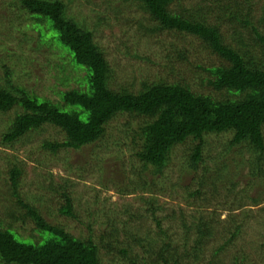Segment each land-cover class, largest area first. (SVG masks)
<instances>
[{
    "label": "trees",
    "instance_id": "1",
    "mask_svg": "<svg viewBox=\"0 0 264 264\" xmlns=\"http://www.w3.org/2000/svg\"><path fill=\"white\" fill-rule=\"evenodd\" d=\"M122 1L136 4L143 11L146 18L143 17L145 24L141 23V27L146 33L176 31L195 36L219 56L223 61L221 65L203 68L210 76L204 82L219 96L213 98L194 93L188 85L178 82L142 81L135 91L126 88L115 90L113 70L94 42L93 33L75 17L67 15L65 3L61 0H18L29 15L52 24L55 37L71 51L82 74V90L60 92L62 107H59L50 100L30 95L19 81L12 79L13 73L9 68L2 65L0 145L14 151L16 145L29 144L45 132V127H50L58 130L64 139L39 138L36 145L39 150H47L55 156L61 150L76 151L100 141L107 124L117 116L138 119L134 127L129 123L125 125L122 133L130 142L132 157L139 162V167L132 172V179L137 183L133 187L120 185V190L124 195L140 190L151 196L143 203L147 208L146 217L154 221L157 231L154 240L147 233L145 239H141L144 241L140 242L138 238L136 242L142 250L147 248L149 259L147 257L139 263L130 260L131 264H155L157 261L161 264H185L188 257H192L196 264L203 261L205 264H221L220 254L242 236L251 216L249 213L229 214L222 225L213 214L207 213L206 206L198 204L212 200L218 187L227 185L231 190L237 184L235 178H238V174L228 173L230 164L205 156L204 137L233 132L229 147L238 148L239 155L242 154L240 148L245 147L250 159V176L264 187V68L247 60V52L242 48L225 44L220 29L209 24L206 17L174 10L177 0ZM233 16L237 19V14ZM103 21L107 22L105 17ZM241 21L254 40L264 43V10L258 18L247 11ZM187 142L193 146L180 167L182 180L189 178V185L186 183L183 187L187 197L184 199L185 207L172 213L176 232L172 230L174 225L164 228V218L157 216L163 210L154 200L157 194L154 182L168 167L175 148ZM121 159L116 158L117 161ZM16 162L11 163L4 178L8 194L3 196V203L7 202L3 214L8 221L6 227L0 221V263L102 264L99 245L90 229L98 222H88L87 238L75 237L65 227L48 223L32 203L21 198L19 189L23 171ZM208 162L212 163V168ZM244 164L243 159L237 162L239 167ZM149 177L151 185L148 184ZM191 185L194 190H190ZM261 189L264 193V188ZM50 190L64 199L58 212L75 218L68 186ZM191 198L194 199L192 203L187 201ZM248 200L251 202L249 206L253 207L262 203L258 199ZM260 212L264 214V206ZM18 220L23 224L26 221L32 223V234L27 240L11 229L12 222ZM99 224L110 228L99 237L107 254L116 249L122 254L130 252V248L120 246V232L109 218ZM261 225L264 227V219ZM217 235L223 243L205 258L210 240L214 241ZM179 249L182 253H178ZM259 249L264 250V243ZM246 258L244 254L233 256V264H245Z\"/></svg>",
    "mask_w": 264,
    "mask_h": 264
},
{
    "label": "rangeland",
    "instance_id": "2",
    "mask_svg": "<svg viewBox=\"0 0 264 264\" xmlns=\"http://www.w3.org/2000/svg\"><path fill=\"white\" fill-rule=\"evenodd\" d=\"M61 1L67 7V15L75 17L93 33L94 42L113 70L115 90L126 88L135 91L142 81L178 82L188 85L194 93L213 98L219 96L204 82L210 76L203 68L219 66L223 61L199 38L176 31L148 34L141 27L146 18L143 11L136 4L122 0ZM173 8L178 13L183 11L206 17L209 24L220 29L225 44L242 48L247 52V60L264 68V43L254 40L248 27L242 25L241 21L247 11L258 18L264 10V0H177ZM235 14L237 19L233 16ZM103 17L107 22L103 21ZM55 33L48 20L29 15L18 0H0V78L4 76L1 66L5 65L13 73L12 79L19 81L30 95L62 107L60 92L82 90V74L74 63L71 51L58 41ZM74 110L78 111L77 108ZM136 120L125 115L117 116L107 124L106 133L100 141L76 151L61 150L55 156L47 150H39L36 145L39 138L64 139L58 130L50 127H45V132L29 144L16 145L14 151L0 145V221L4 227L8 221L3 214L4 204L7 203H3V196L8 194L4 178L11 163L17 161L23 171L20 196L32 203L48 223L65 227L75 237L87 238L88 222H98L90 229L99 245L102 264H131L130 260L139 263L147 257L149 259L147 248L142 250L136 242L138 238L140 242L144 241L141 239H145L147 233L151 240L155 238L156 225L150 217H146L147 208L143 203L151 196L140 190L124 195L120 190V185L133 187L137 183L132 179V172L139 167V162L132 157L130 142L122 134L124 126L129 123L134 127ZM232 136L233 132L205 136V156L230 164L227 171L231 175L238 174V178H235L237 184L231 190L227 185L218 187L212 200L198 204L206 206L207 213L213 214L218 224H222L229 214L239 216L249 213L251 216L242 236L220 254L221 264H233V256L242 254L247 256L245 264H264V250L259 249L264 243V227L261 225L264 214L260 212L264 206L261 189L264 187L250 176V159L245 147L240 148L241 155L238 148L229 147ZM192 146L190 142L177 146L168 167L154 182L157 190L154 200L163 210L157 216L164 218V228L174 225L172 230L176 232L172 213L185 207L184 199L187 197L183 187L186 183L189 185V178L182 180L180 165ZM117 157L122 159L117 161ZM241 159L245 164L239 167L237 162ZM208 165L212 168V163L208 162ZM149 182L150 177L148 184L151 185ZM64 185L68 186L75 218L65 217L58 212L64 199L50 190ZM191 187L190 190H194V186ZM207 195L211 197L210 193ZM257 195L259 197L255 198ZM248 198L258 199L262 203L257 207L249 206L251 202ZM187 201L192 203L194 199ZM242 205L245 207H239ZM93 213L95 215L91 216ZM106 218L120 232V246L130 248V252L122 254L116 249L107 254L101 247L99 237L110 228L99 223ZM31 228L29 221L23 224L18 220L11 224V229L24 240L32 234ZM212 240L205 258L223 243L218 235ZM178 253H182V249ZM191 258H185V264H196ZM157 262L154 263L161 264V261Z\"/></svg>",
    "mask_w": 264,
    "mask_h": 264
}]
</instances>
